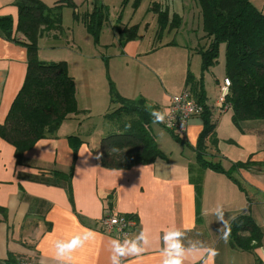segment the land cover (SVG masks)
I'll use <instances>...</instances> for the list:
<instances>
[{"label": "crops", "instance_id": "1", "mask_svg": "<svg viewBox=\"0 0 264 264\" xmlns=\"http://www.w3.org/2000/svg\"><path fill=\"white\" fill-rule=\"evenodd\" d=\"M42 1L49 6L57 3ZM14 2L0 0V16H12L16 21L18 9ZM173 34L177 38L180 31ZM62 39L60 35L56 43L46 47L51 51L73 50L69 42L59 44ZM145 39H120L114 55L95 57L102 62L98 75L95 65L86 64L85 56L83 63L79 62L80 53L74 71H69L75 79L78 107L83 112L66 120L54 136L39 141L26 153L22 164H17L15 147L0 139V206L9 212L7 223L0 220V264H14L23 257L32 258L37 264H113L114 260L119 264H166L175 258L172 245L176 239L184 249H196L182 258L181 264H264V120L244 121L237 127L232 110L220 109L217 100L226 74L221 81L212 72L210 83L207 77L204 85L220 141L214 159L220 160L226 173L232 172L233 179L198 165L194 149L204 127L201 116L190 120L182 139L185 142L179 144L194 152V160L180 147L174 158L167 154L159 144L161 133L154 135L151 126L157 146L166 158L126 170L101 165L103 138H91L92 128L87 126L95 115L105 120V114L112 109L110 81L123 97L144 98L148 104L164 110L172 96L189 89L187 65L193 68L195 63L200 73L196 74L194 68L192 71L196 78L200 77L202 60L196 41L183 37L178 42L171 40L152 46L153 39ZM20 41L7 39L0 30V124L5 122L27 72L28 49L24 40ZM163 52L177 53L181 62L175 64L183 61L185 66L179 68L174 79V72L165 76L173 80V93L167 92V84L164 86L160 77L162 67L168 64ZM38 58L47 62L68 61V56L52 52L42 57L41 48ZM209 72L210 69L205 72L204 79ZM73 135L82 140L76 155L69 139ZM164 141L167 143V139ZM221 158L227 167L222 165ZM237 163L244 165L237 167ZM72 167L70 193L53 171L64 174ZM26 176L29 179L24 180ZM194 177L201 180L199 192L192 181ZM19 185L25 190L24 198ZM218 208L223 211L226 226L217 217ZM105 211L136 216V225L127 239L101 230L99 221ZM244 215L261 230L260 240L253 241L250 249L233 246L227 231L236 218ZM26 229L30 235L22 241L21 230ZM241 235L249 237L250 232L245 230ZM75 237L87 238L82 245L59 256L57 242L75 245Z\"/></svg>", "mask_w": 264, "mask_h": 264}, {"label": "trees", "instance_id": "2", "mask_svg": "<svg viewBox=\"0 0 264 264\" xmlns=\"http://www.w3.org/2000/svg\"><path fill=\"white\" fill-rule=\"evenodd\" d=\"M196 1L201 11L203 30L198 47L202 60L201 74L199 79L190 73L186 78L192 97L206 108L201 115L204 127L194 149L196 161L202 169L228 174L233 179L232 172L226 173L221 164L206 159V141L210 139L217 145L219 139L216 136L215 120L206 103L204 74L218 64L220 49L224 44L225 74L231 80V92L226 103L231 106L233 123L240 127L244 121L264 120V13L254 5L253 0ZM167 2L161 1L153 5L155 14L157 13L155 40L158 41L172 30L174 33L178 32L185 17L184 11H172L171 4L168 5ZM14 5L18 9L17 20L12 16H0V30L7 39L24 40L28 49L27 72L5 122L0 124V137L15 147L17 164H22L26 153L39 141L54 136L66 120L83 112L78 107L75 79L70 74L66 61L44 62L38 58L39 37L47 31H55L59 35L63 33L60 11L67 6L73 10L74 19L82 21L98 43L100 29L109 17V10L103 6L95 7L92 12L80 17L78 5L70 0L54 6H49L42 0H15ZM125 32L126 42L139 37L138 26L126 28ZM109 91L113 107L105 114V121L113 128L101 142V165L107 169L126 170L166 158L151 133V124L156 122L152 113L163 111V108L148 104L144 98L123 97L111 81ZM173 136L184 142L175 134ZM69 139L76 155L82 140L75 135ZM243 165L235 164L237 167ZM53 173L65 182L67 190L70 189L73 167L68 173ZM192 181L199 192L200 178L194 177ZM109 207L106 208L110 209ZM0 211L7 214L5 207L0 206ZM128 216L136 218L134 215ZM245 230L250 232L249 237L241 235ZM227 231L236 248L250 249L253 247L251 243L261 238V230L245 215L236 218Z\"/></svg>", "mask_w": 264, "mask_h": 264}, {"label": "rangeland", "instance_id": "3", "mask_svg": "<svg viewBox=\"0 0 264 264\" xmlns=\"http://www.w3.org/2000/svg\"><path fill=\"white\" fill-rule=\"evenodd\" d=\"M46 1H57V3H63V1H67V0H46ZM70 1L78 5L80 17H83L84 13L92 12L95 7L103 6L109 10V17H107L106 22L102 25L100 29L98 43L95 37L86 30L83 22L76 21L74 19L73 10L67 6L62 7L63 9L61 8V11H60V13L62 14V20H63V33L61 34L63 35V39L61 41L59 40L58 43L62 44V43L69 42L73 50H69V49L65 50L64 48L63 50L51 51L49 48L46 47L47 45L56 43V41H58L60 35L55 31L44 32L42 33L41 37H39L38 46H39V50L41 48L42 57H44V54L46 52L56 53L58 54V56L66 55L68 56V61L66 63L68 64V66L70 64L69 68H71L72 71H74L75 69L76 59L79 58L80 53H82V57L79 60V62L83 63L84 61L83 56H85L86 64L95 65L97 68L96 74L98 75L99 67L102 62H97L95 57L97 56L108 57V56L114 55L116 53V48L119 47L118 40L124 39L127 35L125 32V29L131 28L134 26H138V34L140 38H143L144 40H146L145 38L153 39L152 46L155 45L154 43L162 44V43H165L171 40H176L178 42L181 40V38L186 37L190 40H193V42L196 41L198 43L196 47H199V42H200L201 34L203 33V30H202V24H201V11L199 9V6L196 0H70ZM137 1H140V2L137 4ZM161 1H168L167 3L168 5L171 4L170 7L172 11H175L178 13L184 11L185 17H183L182 23L177 30V31H180V34L177 36V38L173 34L174 30H172L169 34H166L160 41L155 40V34L158 29V23H157V13L155 14L153 5L159 4ZM253 3L257 8H259L264 13V0H253ZM53 5L54 4H52L51 6ZM154 27H155V30L150 31V29L152 30L154 29ZM111 40L113 42H111ZM154 40L155 42H153ZM107 43L109 44V46H105V44ZM188 44L190 46L192 45L191 43H188ZM225 52H226V47L223 44L220 49V56L218 59V64L215 67L210 69V72L207 74L206 78L204 79V83L207 77H208V82L210 83L209 75L212 72L217 75L219 80L221 81L223 80V76L225 74V65H226ZM163 53H165L164 55L166 56V61L168 64L166 67H162L161 72H160V77L163 80L164 86L165 84H167L166 85L167 92L173 93L174 90L173 89L170 90L171 83L173 80H167L170 77L169 78L166 77L165 79V76L168 75L167 73L169 72H174L175 74H172L173 76L172 78L174 79V76L178 74L180 71L179 68L181 66L185 68V66H184L183 61L182 63L175 64L177 61L181 62V60L178 59L179 55H177V53L175 52H163ZM44 62H47V61H44ZM186 68H189L188 73L192 75H194V71L196 74L200 73V69L196 68L195 63L193 67L194 71H192L193 68L191 64L187 65ZM175 88H177L176 83H175ZM208 94H211L209 92V89H208ZM169 106H170V103H169ZM169 106H168V109H169ZM228 110H231V108L223 109V111H228ZM161 122L163 123V121ZM151 126L155 132L154 135L156 134V132L161 133V135H158L159 144L162 148L164 149L166 148L167 154L172 155L174 158L176 154V150L179 149L180 147L184 151L186 156L192 158L193 160L195 159L194 152L187 146H184V148H182L179 145L182 142L174 138L172 131H169L168 129L164 128L160 122H153ZM87 127L88 129L92 128L89 132V135L91 136V138H95V139H97L99 135L102 136V138L106 137L108 134H110L109 132H111L113 128L111 124H109L107 120L105 121L104 118L101 117L100 115H95L94 117H92ZM184 136L180 138L183 139ZM164 138L167 139V143H165ZM0 139L3 140L1 137ZM219 142L217 145H214L212 141H210V139L206 141V144L208 145L206 159L212 163L221 164L220 160L218 161L214 159L218 154L217 148H218ZM222 146L223 145L220 144V149ZM222 161H223L222 165L227 167L226 162L224 160ZM230 167H231L230 169H232L233 164ZM26 179H29V176H26L24 180ZM19 187H21L20 188L21 196L22 198H24L25 190L22 186L19 185L18 188ZM3 200L6 201L7 198L4 197ZM8 215H9L8 210H7V214H4L3 212L0 211V220L3 219V221L7 223ZM21 232H23V235L21 236L22 241L25 235L27 236L30 235L27 229L21 230ZM27 244L29 245V243ZM18 261H32V258L23 257Z\"/></svg>", "mask_w": 264, "mask_h": 264}, {"label": "built area", "instance_id": "4", "mask_svg": "<svg viewBox=\"0 0 264 264\" xmlns=\"http://www.w3.org/2000/svg\"><path fill=\"white\" fill-rule=\"evenodd\" d=\"M231 92V80L225 78L223 85L220 87L218 104L220 109H230L231 106L226 103L227 97ZM171 115L163 121V127L172 131L178 137L184 136L189 127L192 118L201 116L205 112V105L196 101L189 90H185L177 95L172 96L170 100ZM101 230L109 235L118 238L127 239L135 225L136 219L126 214L113 215L109 211H105L99 221ZM14 264H37L33 261H18ZM41 264V263H39Z\"/></svg>", "mask_w": 264, "mask_h": 264}, {"label": "clouds", "instance_id": "5", "mask_svg": "<svg viewBox=\"0 0 264 264\" xmlns=\"http://www.w3.org/2000/svg\"><path fill=\"white\" fill-rule=\"evenodd\" d=\"M167 98V97H166ZM171 115V109L165 108L163 111H153L152 116L154 117V120L156 122H161L166 119V117H169ZM217 217L220 221H223L224 226H226V221L224 220V214L222 209H217ZM178 237V233L176 234ZM227 234H225L226 236ZM87 237H75L76 243L75 245H69L64 242L58 241L56 244L57 254L61 257L66 255L68 252H70L73 248L80 246L84 243V240ZM172 248L174 251V257L166 261V264H181L182 258H184L186 255H189L196 251V249H184L179 240L176 239V242L172 245ZM259 252V250H257ZM113 264H119L118 260H114Z\"/></svg>", "mask_w": 264, "mask_h": 264}]
</instances>
